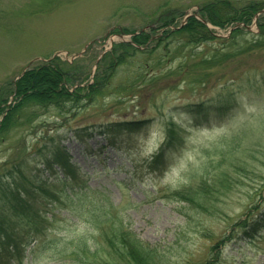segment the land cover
Returning <instances> with one entry per match:
<instances>
[{
  "label": "rangeland",
  "instance_id": "1",
  "mask_svg": "<svg viewBox=\"0 0 264 264\" xmlns=\"http://www.w3.org/2000/svg\"><path fill=\"white\" fill-rule=\"evenodd\" d=\"M222 1L231 4L225 24H204L211 38L180 45V36L169 35L187 15L208 18L204 8ZM248 5L264 9V0H0V125L8 108L24 107L10 132L0 133V173L19 166L53 181L57 173L46 166L60 149L74 164L70 184L77 189L85 179L97 204L73 217L64 201L52 202L63 186L40 183L36 208L54 213L58 233L102 239L85 222L96 214L123 221L159 250L162 264H264V11L252 16V28L232 20ZM140 31L151 33L144 44L133 39ZM120 43L138 50L106 67L104 53ZM51 59L64 65L65 87L77 84L72 101L63 110L20 102L18 79ZM94 74L104 82L78 87ZM106 124L121 127L113 146ZM169 127L180 149L160 172L149 165ZM205 183L210 198L188 203L177 193ZM253 217L258 227L243 232ZM20 222L19 238L30 242L25 264H75L71 251L43 237L35 244L27 217Z\"/></svg>",
  "mask_w": 264,
  "mask_h": 264
},
{
  "label": "trees",
  "instance_id": "2",
  "mask_svg": "<svg viewBox=\"0 0 264 264\" xmlns=\"http://www.w3.org/2000/svg\"><path fill=\"white\" fill-rule=\"evenodd\" d=\"M216 3L217 2H212L209 4L210 8L208 6L204 8L203 14L214 24L223 26L225 24L223 18L226 16L222 14L223 8L224 6H231V4L229 1H222V5ZM260 8V5H248L241 11H235L236 14L235 16L233 15L232 20H234V22L244 20L246 23H249L253 14ZM150 35L151 33L148 31H140L139 34L133 36V39L139 44H144L146 40L150 38ZM169 35L180 36L182 40L180 39L177 41L180 42V45H188L211 38L204 23L194 16L187 20V23L182 29H176L169 33ZM159 43H162V41ZM131 49L138 50L134 48L131 43H120L119 46L114 45L112 50L104 55L105 66H111L116 60L118 63H121L124 51L128 53ZM53 62L54 61L51 60L49 63L37 66L27 71L18 79L15 86L20 102L29 100L27 101V106L43 104L44 107L55 104L57 105L55 107L63 110L67 103L72 101L73 96L77 93V89L70 92L68 88L65 87L66 83L70 80L65 76V71L62 68L64 65ZM102 78L106 80V76ZM99 80L97 77L95 79V81H98L97 83L93 82L91 85L82 88H91L92 86L94 87V85H98V83L101 84L104 82ZM108 82L109 81H107V83ZM100 91L101 89H94L92 93L95 92L98 94ZM53 98L55 100H52ZM17 106L18 104L16 103L13 108H8V112L1 121L0 133H9V130L15 125V121L16 124L18 123L19 116L23 113L24 107L16 112L15 108ZM176 137L177 133L175 128L169 127L166 131L165 141L161 145L159 151L153 156L151 161L152 168L163 169L165 163H167L168 154L180 148L176 141ZM56 157L58 163L65 168L69 167L68 163H66L67 159L64 156L58 153ZM67 180L68 175H66L61 183L65 184ZM46 182L47 181H43L41 177L36 174L28 175L23 172L19 166L16 168H9L0 174V257L7 258L9 262H12V259H14L20 264H24L23 255L25 247L30 243H23L24 240L19 238L21 233V219L27 217V225L29 230L32 231V237L34 239H39L41 235L48 234V226L53 223L54 219H50L46 214H43L41 210L36 208V204L40 198L35 195V193L43 190V188L40 187V183L46 184ZM207 185L209 184H200L197 189H194V192L189 189H184L177 193L180 196L182 195V200L184 199L188 203L196 199V197L199 199H207L213 194V191L210 190L211 187L207 188ZM223 186L228 187L227 185ZM90 192L93 193L90 194ZM96 193L97 191L94 192L91 187L85 184L84 187L78 189L72 188L69 192L63 190L64 197L57 195L56 199H62L63 197V200L66 202L65 205L68 204L71 208H75V211H79L73 213L81 218L82 212L90 208H96L95 205L97 203L94 198ZM53 197H56V195ZM71 208L68 207V210ZM106 219L108 220L107 223L103 220H99L96 214H93L85 220L86 223H91L95 226V229L99 232L102 239H99V237L96 238L95 235L89 236L88 234H80L76 237L58 235L57 231L53 237L46 238L43 242L49 246L57 245L58 247H62V253L71 251L70 256L74 258L75 264H162L161 255H159V250L155 246L153 247L148 242L140 239L134 232L124 226L123 221L116 220L114 217L113 219L106 217ZM254 219V217L251 219L248 218L246 221L242 222L241 227H243V232L246 231V233L249 234L256 230L258 225H255L256 219ZM249 223L251 226L253 225L250 229L247 228ZM106 226H108V228ZM50 231V233H52L53 229Z\"/></svg>",
  "mask_w": 264,
  "mask_h": 264
}]
</instances>
